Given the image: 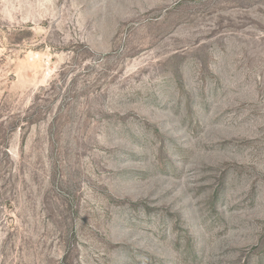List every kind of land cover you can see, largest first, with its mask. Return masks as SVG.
Returning a JSON list of instances; mask_svg holds the SVG:
<instances>
[{"label": "rangeland", "instance_id": "obj_1", "mask_svg": "<svg viewBox=\"0 0 264 264\" xmlns=\"http://www.w3.org/2000/svg\"><path fill=\"white\" fill-rule=\"evenodd\" d=\"M0 264H264V0H0Z\"/></svg>", "mask_w": 264, "mask_h": 264}]
</instances>
